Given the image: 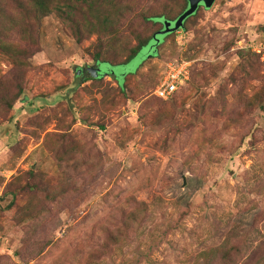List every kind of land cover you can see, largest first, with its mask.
Returning a JSON list of instances; mask_svg holds the SVG:
<instances>
[{
  "label": "rangeland",
  "instance_id": "374dc122",
  "mask_svg": "<svg viewBox=\"0 0 264 264\" xmlns=\"http://www.w3.org/2000/svg\"><path fill=\"white\" fill-rule=\"evenodd\" d=\"M36 34L23 93L0 110V264H196L232 225L248 231L243 264L264 241V0H215L118 67L55 15ZM177 62L188 79L157 98Z\"/></svg>",
  "mask_w": 264,
  "mask_h": 264
},
{
  "label": "trees",
  "instance_id": "16d2710c",
  "mask_svg": "<svg viewBox=\"0 0 264 264\" xmlns=\"http://www.w3.org/2000/svg\"><path fill=\"white\" fill-rule=\"evenodd\" d=\"M173 1L161 0L150 7L138 9L137 0H0V61L12 68L4 75L0 70V110H11L23 93L22 84L31 71L29 60L39 48L36 33L42 19L50 15L57 16L78 44L95 36L96 42L87 48L91 60L96 66L106 64L118 67L128 64L151 42L153 44L150 48L153 49V36L156 35L158 39V31L149 34L148 28L158 26L156 29L160 31L163 29V21L172 23L187 9V0H181L178 9L171 14L166 6H172ZM201 8L205 9L199 6L193 15L183 21L181 29L185 30L187 21ZM80 72L81 69L76 71V75ZM133 74L124 76L122 83L117 84L120 94L125 95V77ZM101 77L98 73L96 76H88L86 81H100ZM176 92L168 99L173 98ZM141 204L145 205L144 202ZM230 227L224 240L217 245L207 246L200 254L203 258L195 259L196 264H238L240 254L249 247L246 239L248 231L241 230L238 225ZM139 228H142L140 221L136 229ZM118 236L110 235L114 245L120 248L123 239ZM262 254L264 241L243 264L261 263Z\"/></svg>",
  "mask_w": 264,
  "mask_h": 264
},
{
  "label": "built area",
  "instance_id": "2783aa9c",
  "mask_svg": "<svg viewBox=\"0 0 264 264\" xmlns=\"http://www.w3.org/2000/svg\"><path fill=\"white\" fill-rule=\"evenodd\" d=\"M188 67V63L185 62L167 64L163 79L154 90L155 96L168 99L188 79Z\"/></svg>",
  "mask_w": 264,
  "mask_h": 264
},
{
  "label": "water",
  "instance_id": "95a60500",
  "mask_svg": "<svg viewBox=\"0 0 264 264\" xmlns=\"http://www.w3.org/2000/svg\"><path fill=\"white\" fill-rule=\"evenodd\" d=\"M215 0H187L188 6L187 9L174 21V22H167L163 21V29L157 32V36H163L181 29L183 21L193 15L199 6H203L205 9H209ZM154 43L158 42L156 35L153 36ZM98 72H92L93 76H96ZM184 184V181H183Z\"/></svg>",
  "mask_w": 264,
  "mask_h": 264
}]
</instances>
